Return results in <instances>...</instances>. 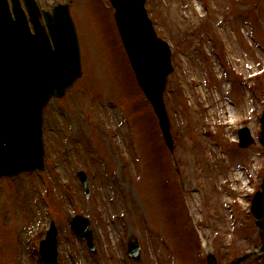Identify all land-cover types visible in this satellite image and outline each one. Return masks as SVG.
Returning <instances> with one entry per match:
<instances>
[{
    "label": "rangeland",
    "instance_id": "1",
    "mask_svg": "<svg viewBox=\"0 0 264 264\" xmlns=\"http://www.w3.org/2000/svg\"><path fill=\"white\" fill-rule=\"evenodd\" d=\"M65 1L37 0L44 9ZM145 7L171 48L163 98L174 157L108 0H72L82 74L43 108L44 170L0 178V264H43L37 242L50 218L58 264H94L71 233L75 213L90 219L99 264H205L208 245L227 264L260 245L249 206L264 176V0H146ZM242 126L254 137L246 147L238 146ZM135 237L141 253L131 258ZM244 264H264V253Z\"/></svg>",
    "mask_w": 264,
    "mask_h": 264
},
{
    "label": "water",
    "instance_id": "2",
    "mask_svg": "<svg viewBox=\"0 0 264 264\" xmlns=\"http://www.w3.org/2000/svg\"><path fill=\"white\" fill-rule=\"evenodd\" d=\"M136 79L151 103L166 145L173 153L170 121L163 101L167 75L172 70L170 49L156 36L144 9V0H110ZM0 0V176H14L22 171L42 169L43 106L52 96L62 97L81 75L80 48L68 4L58 3L51 11H44L47 26L40 22V11L35 0H24L33 24L32 32L18 0ZM240 146L251 141L249 129H239ZM261 137L264 141V108ZM86 195L89 186L84 171L77 172ZM262 244L258 250L235 257L229 264H242L264 250V177L251 204ZM71 230L86 239L95 253L92 230L87 217L76 214L71 219ZM56 228L51 223L40 251L46 264H57ZM139 245L129 243L132 257L139 256ZM207 264H216L208 252Z\"/></svg>",
    "mask_w": 264,
    "mask_h": 264
},
{
    "label": "bare ground",
    "instance_id": "3",
    "mask_svg": "<svg viewBox=\"0 0 264 264\" xmlns=\"http://www.w3.org/2000/svg\"><path fill=\"white\" fill-rule=\"evenodd\" d=\"M230 120H231V121H234V117L231 116Z\"/></svg>",
    "mask_w": 264,
    "mask_h": 264
}]
</instances>
